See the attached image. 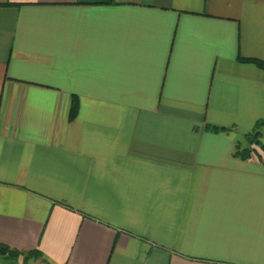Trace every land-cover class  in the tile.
Segmentation results:
<instances>
[{
  "label": "crops",
  "instance_id": "crops-1",
  "mask_svg": "<svg viewBox=\"0 0 264 264\" xmlns=\"http://www.w3.org/2000/svg\"><path fill=\"white\" fill-rule=\"evenodd\" d=\"M251 59L264 0H0V245L38 264H264Z\"/></svg>",
  "mask_w": 264,
  "mask_h": 264
},
{
  "label": "trees",
  "instance_id": "trees-1",
  "mask_svg": "<svg viewBox=\"0 0 264 264\" xmlns=\"http://www.w3.org/2000/svg\"><path fill=\"white\" fill-rule=\"evenodd\" d=\"M248 61H251V62H254L256 63L259 67L263 68L264 69V62L263 61H260V60H248ZM78 109H79V100L77 97H75L73 99V103H72V107H71V111H70V119H74L77 114H78ZM264 122H260L258 124V128L261 127L263 125ZM258 136H259V131L256 132L255 134H251V135H248V140L250 143L252 144H255V143H258ZM244 157H247V154H243ZM0 253L2 254H11L13 256H17V255H20L22 254L20 251L18 250H15V249H12L10 248L9 246L7 245H0ZM33 253H36L35 251L34 252H29L28 255H25V256H28V257H33L34 254Z\"/></svg>",
  "mask_w": 264,
  "mask_h": 264
},
{
  "label": "rangeland",
  "instance_id": "rangeland-1",
  "mask_svg": "<svg viewBox=\"0 0 264 264\" xmlns=\"http://www.w3.org/2000/svg\"><path fill=\"white\" fill-rule=\"evenodd\" d=\"M0 264H38V262L24 254L13 256L0 253Z\"/></svg>",
  "mask_w": 264,
  "mask_h": 264
}]
</instances>
